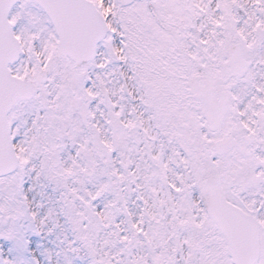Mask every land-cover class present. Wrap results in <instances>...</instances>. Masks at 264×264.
<instances>
[{
	"label": "snow or ice",
	"instance_id": "1",
	"mask_svg": "<svg viewBox=\"0 0 264 264\" xmlns=\"http://www.w3.org/2000/svg\"><path fill=\"white\" fill-rule=\"evenodd\" d=\"M0 264H264V0H0Z\"/></svg>",
	"mask_w": 264,
	"mask_h": 264
}]
</instances>
